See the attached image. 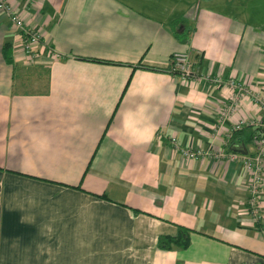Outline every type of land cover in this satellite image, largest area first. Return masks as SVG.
<instances>
[{"label":"crops","instance_id":"crops-1","mask_svg":"<svg viewBox=\"0 0 264 264\" xmlns=\"http://www.w3.org/2000/svg\"><path fill=\"white\" fill-rule=\"evenodd\" d=\"M7 1L47 50L14 56L0 13V264H264V187L256 220L240 161L255 147L226 136L243 112L214 138L226 81L264 80V0ZM174 53L194 80L159 71ZM179 227L188 246L160 249Z\"/></svg>","mask_w":264,"mask_h":264},{"label":"built area","instance_id":"built-area-1","mask_svg":"<svg viewBox=\"0 0 264 264\" xmlns=\"http://www.w3.org/2000/svg\"><path fill=\"white\" fill-rule=\"evenodd\" d=\"M37 0H27L28 4L35 3ZM0 13L4 14L12 23L16 33V40L12 43L14 56H21V60L27 63H35L40 53L47 50V47L40 52L41 36L38 30L27 28L24 21L15 14L12 6L7 0H0ZM52 57L59 58L60 55L48 48ZM169 72L179 77L182 81L194 80L192 75V64L190 55L187 53H174L170 59ZM206 80L214 82L218 85L223 84L220 78L210 79L206 76ZM229 92L225 104L219 109L215 125V136L221 132L227 120L242 111L237 121H234L226 131L227 140H231L232 136L244 129L251 127L257 129L252 137V143L255 147V153L252 156L240 157L241 164L249 172V180L247 186V207L253 214L256 220H259L258 202L262 189L264 187V80L259 81L256 85L247 84L243 81H238L236 78H231L226 81ZM248 103L257 107L260 115L257 117L250 115L243 107ZM175 152L181 154L182 157L197 161L204 159L206 156H212L215 160H222L226 154L214 147L211 150L195 149L190 145L182 146L175 138L170 139ZM231 160L237 159L236 154H230Z\"/></svg>","mask_w":264,"mask_h":264},{"label":"trees","instance_id":"trees-1","mask_svg":"<svg viewBox=\"0 0 264 264\" xmlns=\"http://www.w3.org/2000/svg\"><path fill=\"white\" fill-rule=\"evenodd\" d=\"M10 49H11V45L9 43H5L3 48H2L3 57L7 63H11L12 58H13L11 55ZM92 61H95V60H92ZM97 62H99V61H97ZM159 71L170 73L168 68L166 70H159ZM245 128H247V127H245ZM245 128L242 129L241 131L237 132V133H240V132L245 133L248 136V140L252 141V137H253L254 133L257 132V129H253L252 131H248V129L246 130ZM236 146H237V142L234 139L230 144L231 150L238 152L239 149H237ZM188 234H189V229H187L185 227H179L177 235L160 238L158 241V247L160 249L166 250V251H170L173 249H184L188 246V243H189Z\"/></svg>","mask_w":264,"mask_h":264}]
</instances>
